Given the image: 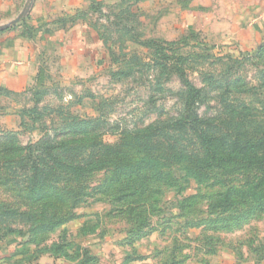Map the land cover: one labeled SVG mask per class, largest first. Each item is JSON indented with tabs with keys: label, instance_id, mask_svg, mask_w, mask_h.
I'll return each mask as SVG.
<instances>
[{
	"label": "rangeland",
	"instance_id": "374dc122",
	"mask_svg": "<svg viewBox=\"0 0 264 264\" xmlns=\"http://www.w3.org/2000/svg\"><path fill=\"white\" fill-rule=\"evenodd\" d=\"M1 32L30 56L0 64V264H264V200L213 206L257 176L165 126L181 68L202 128L264 134V0H0ZM44 138L86 169L31 181Z\"/></svg>",
	"mask_w": 264,
	"mask_h": 264
},
{
	"label": "trees",
	"instance_id": "16d2710c",
	"mask_svg": "<svg viewBox=\"0 0 264 264\" xmlns=\"http://www.w3.org/2000/svg\"><path fill=\"white\" fill-rule=\"evenodd\" d=\"M91 1L94 2V0ZM178 73L185 87L186 96L183 111L177 120L165 124L166 128L180 132H186L187 129L193 132L203 154L198 159L202 161V167L205 169L218 167L233 172L242 171L249 179L254 176L258 178L257 181L253 180L251 183H247V188L233 189L225 193L213 206L221 208L223 212L229 211L240 203L250 202L260 206L264 200V134L252 142L251 139L244 138L243 134H241L242 132L213 135L212 132L206 131L201 127V123H206L205 119H202L196 112V104L202 101L201 90L190 82L181 68H178ZM66 144L63 139L55 141L44 138L29 147L32 148L29 151V157L34 158L29 164L32 171L31 181L37 182V178L42 175V181H47L50 170L55 167L67 166L71 168L74 177L86 169L89 161L67 163L64 160L71 154L67 151L70 148H66L64 151L63 146ZM30 152L34 156H31ZM73 159L80 160L82 158H75L74 156L70 158V160ZM40 165H42V169L39 168ZM144 165L145 161L142 160L139 168H145ZM48 167L50 170L47 169ZM138 171L139 169H137L136 173ZM235 197H239L241 201L235 200ZM263 207L260 206L259 209Z\"/></svg>",
	"mask_w": 264,
	"mask_h": 264
},
{
	"label": "crops",
	"instance_id": "0c3cea01",
	"mask_svg": "<svg viewBox=\"0 0 264 264\" xmlns=\"http://www.w3.org/2000/svg\"><path fill=\"white\" fill-rule=\"evenodd\" d=\"M6 32V31H5ZM5 32H1L5 34ZM8 39L0 40V64L3 63L4 68L9 66H14L15 72L26 66L29 61L30 51L27 49L25 44L20 43L19 41H7ZM53 264V263H46Z\"/></svg>",
	"mask_w": 264,
	"mask_h": 264
}]
</instances>
